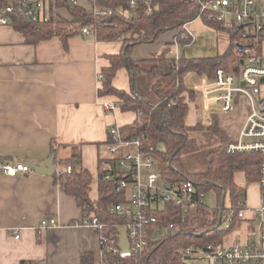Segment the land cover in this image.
Instances as JSON below:
<instances>
[{
  "label": "trees",
  "instance_id": "obj_1",
  "mask_svg": "<svg viewBox=\"0 0 264 264\" xmlns=\"http://www.w3.org/2000/svg\"><path fill=\"white\" fill-rule=\"evenodd\" d=\"M98 4L112 8L113 14L97 15L69 0H56L55 7L66 8L70 19L59 17L58 20L54 16L49 21L39 22L18 19L14 26L25 35L28 43L59 38L66 50L69 38L83 34L84 28H89L100 40H117L131 32L132 44L126 45L121 54L109 56L110 65L102 69L103 86L99 89L100 95L116 96L123 111L136 113L132 123L121 127L122 137L129 139L139 136L146 150L153 147L154 153L168 162L163 168L165 176L175 180L192 179L200 190L216 191L222 201L220 208H227L224 205L227 194L232 198V206L236 207L239 202L244 205L245 191L235 183L234 173L244 170L251 182L257 181L261 155L228 152L232 138L217 115L212 116L209 124L201 121L192 125L187 123L189 103L200 95L190 88L186 75H213L218 67L228 68L229 60H234L239 54L232 52L218 57L177 59L169 54L171 45H167L152 58L133 59L132 53L137 45L154 42L163 32L194 20L199 13L198 4L193 0H154L152 13L148 12L144 3L132 10L127 0H98ZM209 24L220 27L215 23ZM231 34L239 39L237 34ZM234 47L238 51L236 45ZM121 66H126L130 72V92L113 85ZM140 75H144L148 90L138 88L136 80ZM148 91L155 97H147ZM203 136L208 140L203 141ZM75 156L77 152L74 151L71 157L62 161L63 169L53 174L55 181L75 197L82 218L96 214L108 230L123 225V219L110 211V206L120 202L122 195L115 190V180H105L106 174L118 173L116 162L109 158L101 160L98 197L93 199L90 195L93 176L80 160H74ZM105 163L106 166H103ZM68 165H72L71 171L66 169ZM220 208L210 209L204 205L197 212L184 213L180 206L168 202L166 211L161 213L160 223L172 222L175 229L159 239H149L144 260L147 264H186L181 254L185 247L206 248L212 245V249H215L224 244V238L231 229L242 224L235 221L229 228L220 229L225 220ZM21 264L37 262L23 260ZM81 264H96L94 255L84 253Z\"/></svg>",
  "mask_w": 264,
  "mask_h": 264
},
{
  "label": "crops",
  "instance_id": "obj_2",
  "mask_svg": "<svg viewBox=\"0 0 264 264\" xmlns=\"http://www.w3.org/2000/svg\"><path fill=\"white\" fill-rule=\"evenodd\" d=\"M78 4L91 11V0H78ZM57 13L58 17L70 16L62 7ZM177 33L178 29L163 33L169 34L166 46L173 44ZM124 47L123 37L100 40L95 34L81 33L69 38L66 50L59 38L31 44L15 26L0 27V264H21L23 260L81 264L84 253L93 254L97 262V232L77 224L82 218L77 200L53 174L31 169L11 176L2 164H43L55 151L57 171L75 151L74 160L99 178L101 160L110 159L111 127H122L136 118L134 111L129 115L120 108L116 96L99 93L109 56L121 54ZM134 50L136 60L155 54L138 57ZM139 77L145 80L140 75L136 83ZM113 85L131 91L126 66L117 70ZM106 102L116 103V110L108 111ZM43 219H55L58 224L40 228Z\"/></svg>",
  "mask_w": 264,
  "mask_h": 264
},
{
  "label": "built area",
  "instance_id": "obj_3",
  "mask_svg": "<svg viewBox=\"0 0 264 264\" xmlns=\"http://www.w3.org/2000/svg\"><path fill=\"white\" fill-rule=\"evenodd\" d=\"M78 4V0H69ZM132 10L144 3L149 13L153 12L154 0H127ZM199 6L196 18L207 23H215L239 36L238 56L233 60L236 68L229 71L218 67L213 75L196 74L190 80V88L199 93L201 110L207 120L214 115H227L245 98L249 113L239 133L227 151L230 153H259L260 204L250 208L246 204L224 206L220 212L225 214L227 227L236 222L259 224L260 235L257 239H248L242 245H225L212 249L196 246L185 247L181 254L186 264H264V0H193ZM91 13L111 15L114 10L91 0ZM56 0H0V27L14 26L22 19L28 22L49 21L52 16L58 18ZM54 7V10L52 8ZM195 18V19H196ZM194 19V20H195ZM193 21V20H192ZM186 22L179 26L173 44L179 41L193 43L196 35ZM89 28L83 34H90ZM170 54L180 58L178 52L170 49ZM171 55V56H172ZM102 78V75H99ZM108 111L117 108L116 103H104ZM108 150L110 159L116 162V175L108 173L105 180H115V190L122 195L120 202L113 203L110 211L119 215L124 224L118 228H106L100 217L91 214L81 218L78 225L95 229L99 240V254L96 264H147L144 251L149 239H159L175 229L174 223L161 224V213L171 202L182 208L184 213L197 212L205 203L206 193L200 190L192 179L175 180L164 175L160 163L156 161L154 148L146 150L139 136L129 139L122 137L121 127L113 125L109 131ZM4 172L16 176L20 172L31 171L25 162L3 163ZM157 168V169H156ZM68 171L72 165H68ZM55 219H43L40 228L57 225ZM125 228L129 248L120 245V229ZM19 234L15 235L18 239Z\"/></svg>",
  "mask_w": 264,
  "mask_h": 264
},
{
  "label": "rangeland",
  "instance_id": "obj_4",
  "mask_svg": "<svg viewBox=\"0 0 264 264\" xmlns=\"http://www.w3.org/2000/svg\"><path fill=\"white\" fill-rule=\"evenodd\" d=\"M68 17L69 19L71 18L70 16ZM189 27L191 30H193V32L196 35L195 41L193 43H189L187 41H179V43L171 45V49L175 53L178 52L181 57L184 58L218 57L219 55H223L225 53H232V52L235 55L238 54V51L237 49H235L234 45L238 43L239 39L233 38L232 34L228 30L222 27L210 25L201 17L193 20L190 23ZM172 30H167L163 33H166L168 31L171 32ZM163 33L154 42L137 45L136 49L134 50L135 56L148 57L153 52L155 53V54L153 53L154 55L160 54L165 49V47H167L165 40H167V35L169 36V34L163 35ZM131 37H133L131 32L123 35V42L125 44V47L126 45L132 44ZM263 53H264V44H263ZM233 67L236 68V63H234L233 59L232 60L230 59L228 65L229 71H233L234 70ZM190 74L191 73H188L186 75L187 83H189L190 80L191 81L197 80L194 77H190L189 76ZM137 86L142 90L145 89L148 90L145 85V80H143L140 77L138 79ZM148 96L152 97L154 95L152 94V92L148 91L147 97ZM201 106H202V100L201 97H198V95L195 97V99L190 101L189 112L187 116L188 124L192 125V124H196L198 121H201L203 123L209 121L207 120V118L204 117L203 112L201 110ZM125 113L132 115V112L129 111H125ZM248 113H249V105L246 99L240 98L239 103L232 110H230L227 115L218 117L221 125L225 128L226 132L229 134L232 140L238 139L239 133L245 123ZM207 140L208 139L205 136H203V141H207ZM160 147L161 149H164L163 146ZM161 149L160 151H164ZM156 161L160 163L159 165L160 169L163 171V168L167 165L168 162L162 160L158 155H156ZM59 168H60L59 170L62 169L61 167ZM234 181L238 186L244 189L245 191L244 202L246 205L250 207H256L258 204H260L261 188L258 182L256 181L251 182L248 179L246 172L244 170L235 171ZM90 195L93 199H97L98 197L97 176H94L93 178ZM231 199L232 198L230 194H227L224 199L225 207H228L232 204ZM204 203L210 209H218L222 205L221 198L219 197L216 191H207L206 197L204 199ZM226 225H227V221H224L220 226V229H226L227 227ZM260 231L261 230L258 222L254 223L253 225H249L248 223H243L241 226H234L231 229V231L225 236L224 244L228 246L242 245L248 239H252V238L257 239L260 235Z\"/></svg>",
  "mask_w": 264,
  "mask_h": 264
},
{
  "label": "water",
  "instance_id": "obj_5",
  "mask_svg": "<svg viewBox=\"0 0 264 264\" xmlns=\"http://www.w3.org/2000/svg\"><path fill=\"white\" fill-rule=\"evenodd\" d=\"M236 47L238 49H241V46L239 44H236ZM55 156H56V152L53 151V153L46 159V161L43 164H38V163L32 162V163H30V166L37 173L52 175L56 171V166L54 164ZM120 233H121L120 245L123 249H128L129 248V242L127 239L126 229L121 228Z\"/></svg>",
  "mask_w": 264,
  "mask_h": 264
}]
</instances>
